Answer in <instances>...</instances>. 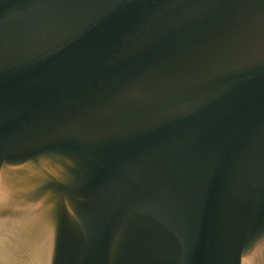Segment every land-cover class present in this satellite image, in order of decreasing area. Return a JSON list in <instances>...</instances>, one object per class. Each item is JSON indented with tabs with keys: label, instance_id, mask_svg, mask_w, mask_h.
<instances>
[{
	"label": "water",
	"instance_id": "obj_1",
	"mask_svg": "<svg viewBox=\"0 0 264 264\" xmlns=\"http://www.w3.org/2000/svg\"><path fill=\"white\" fill-rule=\"evenodd\" d=\"M0 264H264V0H0Z\"/></svg>",
	"mask_w": 264,
	"mask_h": 264
}]
</instances>
